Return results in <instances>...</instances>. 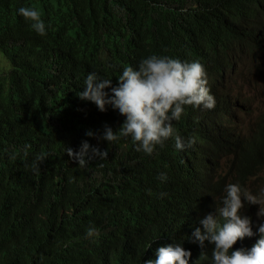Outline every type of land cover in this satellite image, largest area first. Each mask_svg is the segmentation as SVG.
<instances>
[{
    "label": "trees",
    "instance_id": "1",
    "mask_svg": "<svg viewBox=\"0 0 264 264\" xmlns=\"http://www.w3.org/2000/svg\"><path fill=\"white\" fill-rule=\"evenodd\" d=\"M22 5L41 13L44 36L17 15ZM162 17L181 35L155 33L151 22ZM262 30L264 0H0V264H143L177 241L191 252L188 264H209L211 246L201 255L190 229L214 214L226 183L254 193L264 186V110L246 132L180 118L176 134L194 127L197 145L180 151L165 141L146 156L126 137L98 140L104 124L116 131L123 116L76 94L89 72L115 86L123 67L153 53L202 60L219 82L234 56H264ZM231 104L215 115L234 120L241 109ZM215 135L231 144L224 157L215 154ZM82 140L107 149L106 159L76 165L65 148L75 152ZM36 155L44 157L38 172L29 166ZM256 211L245 205L241 214L254 225ZM90 225L97 233L88 237Z\"/></svg>",
    "mask_w": 264,
    "mask_h": 264
},
{
    "label": "clouds",
    "instance_id": "2",
    "mask_svg": "<svg viewBox=\"0 0 264 264\" xmlns=\"http://www.w3.org/2000/svg\"><path fill=\"white\" fill-rule=\"evenodd\" d=\"M16 13L37 35L46 34V23L36 7L22 5L16 9ZM151 24L155 33L164 36L181 35L163 17L162 22L153 21ZM247 31L252 34L256 32L252 26ZM259 35L264 40V30ZM232 67L233 69H224L219 75V82H216L202 60H181L176 55L153 53L142 57L135 67H123L115 86L110 87L109 78L89 72L84 78V87L76 95L82 101L94 104L100 112L110 107L123 116L116 131L104 124L99 132L97 139L105 141L107 145L126 137L132 142L135 151L146 156L152 155L157 147H164L165 141H172L177 150L183 151L186 147L197 145V142L194 127L184 137L176 134L173 121L178 122L180 118H187L193 123H205V120L214 118L218 127L229 132L231 127L240 131L239 118L245 122L249 111L247 98L251 86L246 77L252 70L259 76L264 75V56L253 57L248 53L241 57L236 55L232 58ZM105 89L109 91L106 92ZM219 93H226L228 96L221 98ZM225 100L229 103L236 101V105H231L241 109L234 120L224 114L215 115ZM263 110L264 103H261L255 122ZM217 132L215 130V134ZM85 135L93 137L96 133L88 130ZM228 142L215 135V154L224 157L230 153L232 148ZM199 151L195 154L196 157L203 155L200 149ZM65 152L80 167L87 166L93 159L104 160L107 157V149L90 146L87 140H82L75 152L71 147L65 148ZM43 160V156L36 155L29 166L34 172H38ZM157 178L163 183L167 176L161 172ZM159 195L162 197L165 193L161 192ZM245 205L257 206L254 225L250 217L241 214ZM199 224L200 227L193 231L190 229L189 239L197 244L204 256H207L204 250L211 246L209 264H264V186L254 193L239 182L226 183L219 195V206L215 207L214 214L206 213ZM96 233L94 225H90L85 231L88 237ZM253 235H256V240L250 247L233 249L232 246L238 240L243 241ZM149 246L150 243L147 247ZM154 255V259H146L143 264H188L191 252L182 246V242L177 241L156 247Z\"/></svg>",
    "mask_w": 264,
    "mask_h": 264
},
{
    "label": "rangeland",
    "instance_id": "3",
    "mask_svg": "<svg viewBox=\"0 0 264 264\" xmlns=\"http://www.w3.org/2000/svg\"><path fill=\"white\" fill-rule=\"evenodd\" d=\"M251 86L250 95L247 98V108H248V121L245 123L240 119V126L244 132L253 129L259 106L261 103H264V75L259 76L254 70L250 71L248 77H246ZM245 101V100H243ZM251 122V123H250Z\"/></svg>",
    "mask_w": 264,
    "mask_h": 264
}]
</instances>
